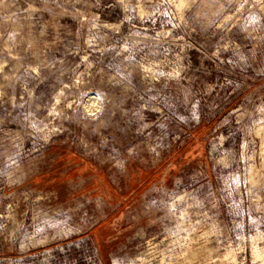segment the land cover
<instances>
[{
  "label": "rangeland",
  "instance_id": "obj_1",
  "mask_svg": "<svg viewBox=\"0 0 264 264\" xmlns=\"http://www.w3.org/2000/svg\"><path fill=\"white\" fill-rule=\"evenodd\" d=\"M262 258L264 0H0V264Z\"/></svg>",
  "mask_w": 264,
  "mask_h": 264
},
{
  "label": "bare ground",
  "instance_id": "obj_2",
  "mask_svg": "<svg viewBox=\"0 0 264 264\" xmlns=\"http://www.w3.org/2000/svg\"><path fill=\"white\" fill-rule=\"evenodd\" d=\"M181 3H182V0H181ZM191 257H192V255H191ZM261 264H264V258H262Z\"/></svg>",
  "mask_w": 264,
  "mask_h": 264
}]
</instances>
